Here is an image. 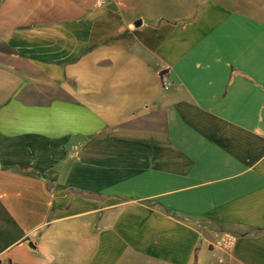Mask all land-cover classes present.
Wrapping results in <instances>:
<instances>
[{"label":"crops","instance_id":"obj_1","mask_svg":"<svg viewBox=\"0 0 264 264\" xmlns=\"http://www.w3.org/2000/svg\"><path fill=\"white\" fill-rule=\"evenodd\" d=\"M5 262L264 264V0H0Z\"/></svg>","mask_w":264,"mask_h":264},{"label":"built area","instance_id":"obj_2","mask_svg":"<svg viewBox=\"0 0 264 264\" xmlns=\"http://www.w3.org/2000/svg\"><path fill=\"white\" fill-rule=\"evenodd\" d=\"M164 88H167V85H164ZM2 264H10V263L9 262H5V263H2Z\"/></svg>","mask_w":264,"mask_h":264}]
</instances>
